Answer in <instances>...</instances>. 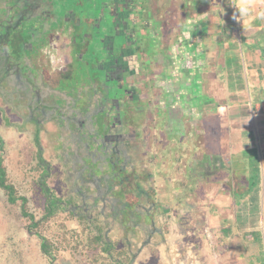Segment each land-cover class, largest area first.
I'll return each mask as SVG.
<instances>
[{
    "label": "rangeland",
    "instance_id": "1",
    "mask_svg": "<svg viewBox=\"0 0 264 264\" xmlns=\"http://www.w3.org/2000/svg\"><path fill=\"white\" fill-rule=\"evenodd\" d=\"M21 1L23 0H19L16 3L15 0L13 4L19 8L23 5L21 9L23 22L21 25L18 24L16 26V29L20 27L17 35L19 37H17L16 42L18 45L21 44V55L18 58L9 53L7 35L2 36L5 33L11 34L14 31L13 28L7 27V29L3 26L4 23L10 24V21L6 19L3 21V24L0 23V80L6 82L4 85L0 83V136L4 139L5 143L4 149L2 148L3 151H0V154L4 157L8 169L9 181L16 187L17 196L25 197L28 200L26 210L33 214L36 220H40L45 215L47 200L39 185L42 170L38 168V149L33 141V134L36 131V127L34 123L26 124L25 122L26 117L29 116L28 98L32 101L36 96L42 97V99H48L50 97L51 101L48 99L49 103L55 108L57 106L58 92L63 94L62 91H68L71 93L70 95H73L75 90L84 88L85 86L91 87L96 77H99L104 82V89L108 88L110 90L113 88L112 83L115 80L121 82L123 86L124 81L120 78H112L108 81L104 71L102 73L97 71L96 67L91 66L92 64L96 65L97 62V68L100 70L99 65L102 64L100 62L102 60H104L103 62H107L108 55L107 53H103L99 38H96L93 43H90L86 37L92 35L94 30L86 26L85 21L78 23V20H75L77 25H74L72 35L78 34L79 38L73 37L74 46L72 47V55L79 54L82 55V58L79 60L74 59L73 63L65 69L59 81H57V74L59 73L57 67L55 65L51 67L49 73H46L47 83L52 87H56L58 83L60 85L59 88L53 90L54 93L49 92L48 95V87L43 85L42 82L40 83L42 79L41 71L33 65L30 51L27 53V43L38 44L37 41L43 39L41 34L44 35L47 30L41 32L36 25L33 26V20L37 18L35 11L29 4H26V0L23 4ZM48 1L53 3L54 7L62 10L60 12L62 17H74L72 18L71 25L74 23L73 19L75 18L83 20L88 13V9L91 7L89 2H87L88 0H65L66 3L61 2V0ZM48 1L45 0L42 4ZM109 1L112 4L113 0H97V12L101 13L102 10H105V4ZM215 1L218 2L219 0ZM134 2L137 4L135 5L137 7L138 5L145 4L146 10L150 9L151 13L153 12L152 9H155L152 14L155 17L153 32L157 36L149 38L148 41L147 36L142 35V30L140 31L138 26H136L137 31L134 32L138 37H129V34L134 31V26L129 27V33L126 34L119 33V35L115 31V36L119 35V37L116 40L113 55L116 59H119V57L122 58L126 54L123 51L124 49L128 50L127 54L130 56L132 54V47L136 53H143V59L146 57L145 52H149L151 55L152 62L147 64V60L145 59V63L144 61L142 62L144 68L130 76L129 80L132 83V88L137 90V97L143 99L141 103L137 100L131 105L135 107L139 106L136 110L139 109L138 114L143 119L140 131L143 135L142 143L146 149L145 151H153L154 157L152 160L155 164H161L160 162H162V176L155 175V177H158L160 179L158 181L167 189L166 198L170 201L164 205V208L170 209L172 203L178 200L177 196L187 197L183 199L187 200L189 205L185 206L184 210L181 211L179 219L176 218V214H173L176 219L172 217V219L165 221L169 222V231H164V234L160 237L157 234L154 235L152 241L155 244L152 242L146 246L140 242L134 247H131V251L135 252L140 258L135 260V264H212L208 256L211 255L210 253H213V250L208 252L206 248L208 245L209 247L212 244L216 245L217 241H221L224 238L221 232H217V234L212 233V229L218 231L219 229L217 228L234 227L242 229L249 234L252 232H255V235L262 234L264 237V202L260 204L261 209L259 214L258 211L254 210V206L249 204L243 210V202L237 203L236 201H232L233 197L231 196V193L246 191L248 187L247 184L240 183V181H237L232 187L231 181L233 179L236 180L244 177L249 183L248 185L255 184V180L257 179V177H254L255 173L251 174L250 172V175L249 172L242 174L243 172L241 170L244 167L245 169L251 168L253 170L257 165L262 167L264 153L259 152L260 140L257 139L255 147L250 146L248 148V155L244 159L241 149L238 150L236 148L239 155L233 154V151H236L234 144L238 142L241 133L236 129L233 130V128L236 127L238 129L240 126H246L248 124L242 120L235 121V118L231 117L232 113H234V108L231 106L234 101H223V106L217 105L211 107L208 111H206L207 108L201 110L203 107H199L198 115L193 110V106H189V96L186 98L181 97L183 98L182 100H179L178 96L174 98V95H179L180 91H182L181 87L175 89L176 92L171 91L166 97L163 94L159 97L160 93L158 92V88L156 89L153 86L158 81V65L156 63L161 62V60L168 61L167 58L162 59L160 57L163 54L168 55L170 53L169 47H166L168 44L172 46L173 43V37L170 34H166L165 36L163 33L164 28L166 31L172 29L171 26H175V23H183L180 20L176 21V17L178 18V16L185 17L187 14L189 18L188 13L190 12L193 17L197 16L206 7V2L208 5L210 4V0H136ZM228 2L232 10L236 11V4L238 5L239 0H228ZM3 4H0V16L11 15L12 9L7 6L5 7ZM204 10L205 8L202 11ZM156 11L159 14H155ZM12 18L18 20L15 16H12ZM14 23L17 24L18 21ZM64 25V22H55L53 26L55 30L53 32L61 31L65 27ZM157 26H160V29ZM184 28L186 29L187 26ZM195 33H197V30ZM24 36L25 38L23 40ZM260 37H264V35H260ZM84 38H87V40ZM82 39L84 41L86 40V43H83ZM140 39H144L145 41L141 45ZM197 40H200V42L198 41L196 43L198 50L204 44V35L198 37ZM25 41L27 42L25 43ZM216 45L217 49L222 47L220 44ZM142 49L143 52H141ZM242 56H244V52L243 55H240V59L237 57H235L236 59H229L227 57L224 60H212L204 58L203 55L198 63H201L200 61L202 63L207 62L208 70L213 69L214 74L218 73L217 76L220 81L224 82V85H227V80L231 81L233 79L232 76L230 78L227 75L228 72L238 65L243 69L244 79L247 85L249 76L245 72L246 64ZM197 57L198 55L195 56V58ZM152 65H155L153 69L151 68ZM148 68L151 69L148 70ZM160 69L162 68L160 67ZM149 71L155 73V75L153 76L151 73L149 75ZM161 74L163 73L161 72ZM150 76L151 78H149ZM8 78H12L14 82H7ZM190 87L194 89L196 86L191 85ZM200 87L203 88L202 85ZM36 89H40V91ZM200 92L202 91H199V95L201 96ZM225 93L221 91L222 95ZM244 93L248 94V91L246 92L245 90ZM225 104L231 105L228 106ZM242 107L244 106L238 108L237 111L240 115H246L247 110ZM49 112L52 113L53 111ZM205 112L209 114L207 117L204 116ZM6 117L9 119V122L5 120ZM56 117L61 119L60 115ZM54 122H50L49 126L46 127V130L50 132V136L56 130L53 124ZM160 123L163 126L162 130L158 128ZM196 126L202 132L201 134L197 130L192 132V129H195ZM131 127H134V125L131 124ZM131 127L129 128L134 132V128ZM194 135L195 137L198 136V139L194 138ZM40 137L41 145L46 150L44 158L52 166L51 175L47 180L48 185L58 198L64 200L69 198L78 199V196L75 194L76 192H73L72 189L76 178L68 181V176L65 172L66 164L63 163L62 165L61 161L57 157L55 158V155L60 153L56 152L55 154L51 146L55 141L52 137L47 140L44 137V132H41ZM189 138L194 140L190 148L185 146ZM245 141L243 138L240 143L243 145ZM198 147L205 148H201V151H198ZM193 150L197 154L196 156H192L191 159L189 157V162L193 166L192 178L194 185L191 186L192 192L184 193V188L181 185L183 182L188 181L187 178L189 177L186 175L184 164L188 157L187 151ZM208 163H211L214 167L211 168L210 172L205 166ZM219 163H222L221 165L224 169L218 166ZM235 168L237 169L233 170ZM202 173L205 176L200 178L199 174ZM261 179H263V176ZM21 206V200H18L17 205L11 206L8 203L7 195L0 189V264H49L39 252V241L27 237L28 230L30 229L28 226L31 224V221L22 217ZM179 206L177 204V214L183 208ZM258 220L260 223L259 226ZM76 226V223L71 222L67 214L60 213L50 220L42 222L38 230L40 234L54 243L56 249L59 248L57 263L105 264V261L102 262L100 260L97 262V257H99L101 251L97 250L95 245L89 244L81 228H78L83 237L82 243L80 244L81 234L80 237H76L73 232V228ZM255 228H258V230H251H255ZM113 238L115 241L116 238H121V235L113 236ZM144 247H146L145 250L141 251V248L143 249ZM121 248L123 247L121 246ZM209 249L211 250V247ZM255 261L257 263L259 262L257 259Z\"/></svg>",
    "mask_w": 264,
    "mask_h": 264
},
{
    "label": "trees",
    "instance_id": "2",
    "mask_svg": "<svg viewBox=\"0 0 264 264\" xmlns=\"http://www.w3.org/2000/svg\"><path fill=\"white\" fill-rule=\"evenodd\" d=\"M17 47L21 48V44L18 45L14 40L9 42V49L12 48V52L16 51ZM79 59L76 57V60ZM91 66L95 67V64ZM96 69L103 73L101 69ZM41 78L40 83L42 82L49 89L48 95L49 92L54 93L55 88H59V83L56 87H51L43 77ZM7 82L14 80L8 78ZM103 83L99 77H96L91 87L84 85V88L73 91V95L68 91H62L63 94L58 92L55 108L49 103L50 97L48 100L36 96L32 101L28 98L29 116L26 117L25 122L34 123L36 127L33 141L38 149V168L42 170L39 185L47 199L46 216L38 222L34 218L31 219L34 221L32 224L38 227L42 221L65 213L71 222L77 225L73 228L75 236L80 237L78 228H81L87 242L101 251L97 262L101 260L105 261V264H135V260L140 258L131 251V247L140 242L147 246L153 242L154 235L160 237L164 231L168 232L169 222L165 221L175 218V214L179 219L181 211L189 205V202L183 199L187 197L177 196L178 200L172 203L170 209L164 208V205L170 201L166 198L167 189L158 181L160 179L155 177L161 175L162 162L155 164L152 160L153 151H145L142 143L143 135L140 131L143 119L138 114L139 109L136 110L139 106L131 105L137 100L141 103L143 99L138 98L136 93V95L131 94V91H127L124 87H116L119 82L115 81L116 85H112L111 90L104 89ZM36 90L40 91V89ZM49 111H53L52 113L55 111L54 115L51 116L52 113ZM57 115H60L61 119H58ZM5 120L9 122L7 117ZM52 121H55L53 124L56 130L50 136L46 127ZM131 124L134 127H131ZM128 126L134 128V132ZM158 128L163 129L161 123ZM41 132H44L47 140L52 137L55 141L51 146L55 154L60 152L55 158L57 157L62 165L66 164L68 181L76 178L72 189L78 199L58 198L48 185L47 180L51 175L52 166L44 158L46 150L41 145ZM192 132H195V129H192ZM186 142L185 146L190 148L194 140L189 138ZM4 144V140L0 138V149L4 148ZM187 152L184 169L189 177L188 181L181 185L184 193L192 192L191 186L194 185L193 166L189 162V157L191 159L192 156H196V152L195 150ZM208 165L210 163L205 165L206 169ZM258 167L259 165L253 170L248 168L251 174L255 173L254 177L257 179L255 184L248 185L247 191L253 195V199L248 204L254 206V210L259 213L261 207L257 198L264 186L259 180L261 173ZM199 175L200 178L205 176L203 173ZM0 188L5 191L11 204L21 200L22 213L29 216L26 211L27 200L18 197L15 186L9 183L1 154ZM177 204L183 207L178 214ZM116 235H121V238H116L114 241L113 236ZM250 236L252 235L248 237ZM253 237L260 239L261 242V234H254ZM82 240L83 237L80 244ZM53 246L54 243L50 239L43 238L44 254L50 257ZM145 248H141V251ZM114 256L115 261H113Z\"/></svg>",
    "mask_w": 264,
    "mask_h": 264
},
{
    "label": "crops",
    "instance_id": "3",
    "mask_svg": "<svg viewBox=\"0 0 264 264\" xmlns=\"http://www.w3.org/2000/svg\"><path fill=\"white\" fill-rule=\"evenodd\" d=\"M204 8L205 10L202 11ZM204 8L195 17L191 15V12L188 13L189 18L187 17V14L185 17L178 16V18L176 17V21L180 20L183 21V23H175V26H171L172 29L166 31L164 28L163 33L165 36L166 34H170L173 37V43L172 46L170 44H168L167 47L165 46L166 48L169 47L168 49L170 50V53H168V55L163 54L160 57L162 59L167 58L168 61L161 60V62L156 63L158 65L157 78L159 80L157 82L158 86H160L159 89H161V94L166 97L169 90L176 92L175 89H179L181 87L182 91H180L179 95H174V98L178 96V99L182 100L183 98L189 96V106H193L194 109H192L195 110L196 113H198L200 110L199 107H203L201 110L207 108L206 111H208L211 109V107H215L217 105L223 106V101H234L232 105L225 104L228 106L231 105L234 108V113H232L231 117L235 118V121L242 120L248 124L246 126H240L238 129L236 127L233 128V130L236 129L241 132L238 142L234 144V149L236 151H233V154L239 155L236 148H238V150L241 149L242 157L244 159L248 155V148H250V146L255 147L257 139L260 140L259 152L263 154L264 37H260V35H264V0H239L238 5L236 4V11L232 10L228 0H219L218 2L215 0H210V4L208 5L206 2V7ZM152 11L154 12L155 9H152ZM153 12L151 13L150 9L146 10L144 17L145 20L142 21L141 25L142 28H144L142 30V35L144 34L147 36L148 41L149 38L157 36V34H154L153 32L155 18L152 16ZM155 14L159 13L156 11ZM136 26H134L133 32L137 31ZM186 26L187 28L185 29L184 27ZM157 27L159 28L160 26ZM145 30L146 32H144ZM196 30L197 33H195ZM203 35L205 37L204 44L197 50L196 43L198 41L200 42V40H197V38ZM216 44H220L222 47L217 49ZM243 52L244 56H242V58L245 60L246 64L245 72L249 76L247 85L244 79L243 69L238 65L228 72L227 75H229L230 78L232 76L233 79L231 81L227 80V85H224V82L219 80L217 76L218 73L214 74L212 71L213 69L208 70L209 68L207 62H205L206 65L205 63H202V61H200L201 63H198L199 59H202L201 56L203 57V55L204 58L212 60H224L227 57L229 59H236L235 57L240 59V55H243ZM145 55L147 64H150L152 62L150 58L151 55L149 52H145ZM197 55L198 57L195 58ZM159 65L162 69H160ZM154 66L155 65H152L151 68L153 69ZM151 68H148V70ZM161 72L163 74H161ZM150 73L151 71H149V75H155V73ZM149 78H151V76ZM230 82L232 83L230 84ZM191 85L196 87L192 89L190 87ZM197 85H199V87H197ZM200 85H202L203 88H201ZM245 90L246 92L248 91V94L244 93ZM199 91H202L200 92L201 96L199 95ZM221 91L226 93L222 95ZM241 106H244L242 108H246V115H240L238 113L237 110L238 108H241ZM208 115L209 114L205 112L204 116L207 117ZM195 130H197L199 134L202 133L199 131L197 126ZM206 130H208V128H206ZM194 138H196L195 135ZM243 138L246 141L242 145L240 141ZM250 143L251 145H249ZM201 148L205 147H198V151H201ZM221 164L222 163H219L218 166L221 169H224ZM212 167L213 165L210 163V165L207 167V170L210 172ZM236 169L237 168L233 170ZM258 169H260L261 177L263 176V179L258 176L260 177L259 180L261 181V184H263L264 166L261 167L259 165ZM241 172H243L242 174L249 172L250 175V170L245 169V167L242 168ZM241 178L236 180L233 179L231 181V186L233 187L237 181L247 184L248 186L249 183L247 182L246 178ZM231 196L233 197L232 201H236L237 203L243 202V210H245V207L248 205V203H250L251 199H253L252 193H249L247 190L240 193L237 191L233 192L231 193ZM257 201L259 204L264 202V187L259 191ZM259 225L260 223L258 226ZM217 229L219 230L216 231L212 229V233L217 234V232H221L224 238H222L221 241H217L216 245H210L211 250L207 244L208 246L206 251L210 252L213 250V253H210L211 255L208 256V258L210 257L212 264H264L263 236L260 242V239L258 240L253 237L255 232L249 234L242 229H237L234 227ZM251 230L256 231L258 228ZM247 235L252 236L246 237ZM255 259H257L259 262L257 263Z\"/></svg>",
    "mask_w": 264,
    "mask_h": 264
},
{
    "label": "flooded vegetation",
    "instance_id": "4",
    "mask_svg": "<svg viewBox=\"0 0 264 264\" xmlns=\"http://www.w3.org/2000/svg\"><path fill=\"white\" fill-rule=\"evenodd\" d=\"M24 1L25 0L21 1V3L23 4ZM43 1H45V0H26V4H29V6L33 8V10L35 11V15L37 16V18H34L35 20H33V22H34L33 26L36 25L41 32H44V30H47L44 35L41 34L43 39L42 40L39 39L37 41L38 44L35 45L33 43H30V44L27 43V52L30 51L31 61H32L33 65L37 69H40V71L42 73V77H43L44 81L47 83L46 73H49V71L53 65H55L57 67V70L59 71V73L57 74V76H58L57 81H59L60 80L59 78L64 74L65 69H67L68 66L73 63L74 59H76V57L82 58V55H79V54L72 55V53H73L72 47L74 46V42H73L74 38L73 37L79 38L78 34L72 35V32L74 31V25H77V22L75 20H78V23H81V21L89 22L90 27H93L91 29L94 30V33L95 32L98 33L100 16L102 14L97 12V23L93 20L89 21V19L87 17H84L83 20L78 19V18L73 19L74 23L71 25L72 18H74V17H71V16H68V17L63 16L62 17V15L60 13V12H62L61 9L54 7L53 3H50V1H48V0H46L49 2V3L47 2L48 4L47 3L42 4ZM134 1H136V0H116V2L119 3V5H120L119 6L120 7L119 8L120 9L119 10V19H120L119 22L120 23L116 26L115 29H113L114 32L116 31L118 34L119 33L126 34V33H129L128 32L129 27H133L136 25H138L140 31L144 29V28H142L141 25H142V21L145 20L144 17H145V12H146V5L141 4L140 6L138 5V7H137V6H135L137 4H135ZM14 2H15V0H0V4L4 3L3 5L5 7L7 6L8 8L12 9L11 15L4 16V17L0 16V23L3 24V21L6 19H7V21H10V24L4 23L3 26L5 28H7V27L13 28L14 31L11 32V34H6L4 32L5 35H2V36L7 35V39L9 42L14 40V42L16 43L17 37H19L17 35L20 31V29H19L20 27H18L16 29V26L18 24L21 25V23L23 22L22 17H21L22 16L21 9H22L23 5L20 8L17 6L18 7L17 8L16 6L13 5ZM18 2H19V0H16V3H18ZM61 2L66 3L65 0H61ZM21 3H20V5H21ZM105 7H109V9H110V5L107 3L105 4ZM49 8H51L52 10L51 9L49 10ZM107 14H108V12L106 10V12L103 13V15L106 16ZM12 16H15L18 20H15L14 18H12ZM47 17H48V19H47ZM17 21H18V23L15 24L14 22H17ZM106 21H107V19H106ZM55 22H64L65 27H63L61 29V31L58 30L57 32L54 33L53 31L55 30V27H53V26H54ZM100 25L103 27L102 24H100ZM86 26H89V25H86ZM67 27H68V29H66ZM96 27H97V30H96ZM144 32H146V30ZM94 33H93L92 37L94 36ZM88 36H86V37H88ZM132 36L138 37V35H135L134 32L129 34V37H132ZM24 38H25V36L23 37V40H24ZM97 38H99V40L102 41L103 37H102V35H97ZM111 38H112V36H109L107 41H106V47L108 49H110V46H111ZM117 38H116V40H117ZM84 39H86V38H84ZM84 39H82V42L84 41ZM140 41H141L140 45L143 42H145L144 39H140ZM26 42L27 41H25V43ZM123 51L126 54L122 58L119 57V59H116L114 57V55H112V53H111V57L110 56H109V58L107 57V62H100V63H102L101 65H99L100 69L102 71H104L108 81L112 78H115V79L120 78L121 80L124 81V86L121 84V82H119L118 85H116L115 82H113V85H116V87H124L125 89H127V91L128 90L131 91V94H133V95L135 93L138 94L137 90L132 88V83L129 79H130L131 75H133L134 73H137L138 71H140L141 69L144 68V65L142 66V64H143L142 62L146 59V57H145V59H143L142 58L143 53H139V54L136 53L133 47H132V54H130V56L127 54L128 50L123 49ZM141 52H143V51H141ZM9 53H13L14 56H17V58H18V56L21 55V48L17 47L16 51H14V52H12V48H10ZM144 63H145V61H144ZM95 67L97 68V63L95 65ZM0 83L2 85H4L6 82L0 81ZM48 85H50V84H48ZM153 86H155L156 89L158 88V92L160 93L159 97H160L161 96V89H159L160 86H158V82L154 83ZM171 91L169 90L168 92L170 93ZM168 92H167V94H168ZM156 95H157V93H156ZM156 95H154V96H156ZM0 138H2V137L0 136ZM3 149H0V151H3ZM4 166L6 167V170L8 173V169H7V166L5 164V160H4ZM9 183H10V181H9ZM0 189L2 191H4L2 188H0ZM23 198H25V197H23ZM7 199H8V196H7ZM8 203L11 206H15V205H17L18 200L15 204H11L9 202V200H8ZM27 203H28V200H27ZM22 210H23V208L21 206V213H22ZM28 214H29V216H25L22 213L23 218L29 219L31 221V224L28 226V228H30V229L28 230L27 237L34 238L35 240L39 241V252L47 260V262L49 264H59V263H57L59 248L56 249V246H53L54 249H52L50 257L47 256L46 254H44V252L42 251L43 238H45L47 240H49V239L39 233V230H38V229H40L39 226L36 227L35 225L32 224V222H34V221L31 218L35 219L34 215L29 213V212H28ZM45 216H46V209H45L44 217ZM42 219H40V220H42ZM40 220L35 219L36 222H38ZM42 222H44V221H42Z\"/></svg>",
    "mask_w": 264,
    "mask_h": 264
},
{
    "label": "water",
    "instance_id": "5",
    "mask_svg": "<svg viewBox=\"0 0 264 264\" xmlns=\"http://www.w3.org/2000/svg\"><path fill=\"white\" fill-rule=\"evenodd\" d=\"M87 2H89L91 7L88 9V13L85 17H87L89 19V21L93 20L97 23V0H88ZM107 4L111 5V7H110V9H109V7H105L104 8L105 11L102 10L103 12L101 11V13H100L102 15L100 16L98 33L95 32L93 37H92V35H93L92 34V35L88 36L87 38L89 39L90 43H93L96 40L97 35H102L103 38H102V41H100L101 45H102V51L104 54L107 53V55L109 57V56H111V53L113 55L116 38L119 36V35L115 36L113 29H115L116 26L120 23L119 22V20H120L119 19V10H120L119 6L120 5H119V3L116 2V0H113L112 4L110 3V1ZM106 10H107L108 14L105 16V15H103V13H105ZM106 19H107V21H106ZM85 23L87 25H89L88 26L89 28H93V27H90L89 22H85ZM100 24H102L103 27ZM96 30H97V27H96ZM109 36H112L110 49H108L106 47V41H107ZM87 38H86V40H87ZM86 40L83 41V43H86ZM103 61L104 60H102L101 62H103Z\"/></svg>",
    "mask_w": 264,
    "mask_h": 264
}]
</instances>
